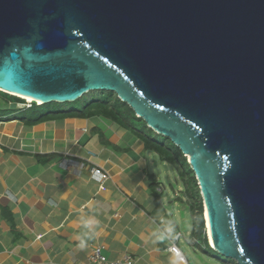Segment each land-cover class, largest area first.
I'll return each instance as SVG.
<instances>
[{
	"label": "water",
	"instance_id": "95a60500",
	"mask_svg": "<svg viewBox=\"0 0 264 264\" xmlns=\"http://www.w3.org/2000/svg\"><path fill=\"white\" fill-rule=\"evenodd\" d=\"M98 90L187 158L208 245L264 264V0H0V92Z\"/></svg>",
	"mask_w": 264,
	"mask_h": 264
},
{
	"label": "crops",
	"instance_id": "0c3cea01",
	"mask_svg": "<svg viewBox=\"0 0 264 264\" xmlns=\"http://www.w3.org/2000/svg\"><path fill=\"white\" fill-rule=\"evenodd\" d=\"M0 102V264H89L95 247L110 260L181 264L171 244L201 251L186 198L166 191L154 168L166 163L135 135L96 116L27 124L17 102ZM90 153L106 180L90 178Z\"/></svg>",
	"mask_w": 264,
	"mask_h": 264
},
{
	"label": "trees",
	"instance_id": "16d2710c",
	"mask_svg": "<svg viewBox=\"0 0 264 264\" xmlns=\"http://www.w3.org/2000/svg\"><path fill=\"white\" fill-rule=\"evenodd\" d=\"M0 97L5 102L24 103L23 99L0 92ZM69 107L59 104L54 107L51 103L35 104L32 102L30 107L19 111L16 115L19 120L27 124L38 123L52 115H66L69 117H98L117 124L121 128L135 135L144 144L146 150L154 152L161 162L171 166L175 171L177 180L183 187V195L186 198V206L191 217V243L201 251H214L208 246L204 220L203 205L200 197L197 181L192 172L187 158L171 141L161 135L156 134L146 126V123L135 116L132 109L124 102H121L113 92L109 91H90L83 94L74 102H66ZM221 258H216L221 260ZM223 263L236 264L233 260H221Z\"/></svg>",
	"mask_w": 264,
	"mask_h": 264
},
{
	"label": "rangeland",
	"instance_id": "374dc122",
	"mask_svg": "<svg viewBox=\"0 0 264 264\" xmlns=\"http://www.w3.org/2000/svg\"><path fill=\"white\" fill-rule=\"evenodd\" d=\"M26 102H28V101H26ZM0 104H1V102H0ZM17 104H20V103L17 102ZM51 104L54 105V107L56 105H59V104H64L65 107H69V105L65 104V103L52 102ZM154 168H155V172L156 171L158 172L157 173L158 174V178L162 181L163 185L165 186L166 191H168L169 193H171V195H173L172 191L170 190V188L172 187L174 189H177L178 191H181V193H183V187H182L181 183L177 180L175 171L172 170L171 166H169V165L167 166V164H165V166H163L161 168H159V166H156ZM157 168H158V170H157ZM166 172H168V175L170 176L169 178L166 177ZM181 246H182V249H183L184 257L191 264H220V263L216 262V260L214 258H220L221 256L217 252L214 251L213 247H210V248L214 252L213 253H209L208 250L194 251L184 241L181 242ZM221 260L224 261L225 258H221ZM224 264H230V263H224Z\"/></svg>",
	"mask_w": 264,
	"mask_h": 264
},
{
	"label": "built area",
	"instance_id": "2783aa9c",
	"mask_svg": "<svg viewBox=\"0 0 264 264\" xmlns=\"http://www.w3.org/2000/svg\"><path fill=\"white\" fill-rule=\"evenodd\" d=\"M17 105L20 108L27 109L30 107V102H26V103L24 102V103H20ZM92 157L93 155L90 153L89 156L86 159H84L85 161L87 160V162L92 164V167L89 169L90 178L97 182L106 180L108 178V174L103 169H101L100 167L96 166L95 164L91 162ZM63 161H66V160L64 159ZM175 239L176 240L178 239V235L175 237ZM167 251L171 253L174 257H176L180 261L181 264H188L185 260L184 255L179 250V248L175 245V243L171 244L167 248ZM89 264H136V262L134 258L129 254H124L119 259L110 260L104 254H102L100 248L95 247L90 255Z\"/></svg>",
	"mask_w": 264,
	"mask_h": 264
},
{
	"label": "bare ground",
	"instance_id": "6f19581e",
	"mask_svg": "<svg viewBox=\"0 0 264 264\" xmlns=\"http://www.w3.org/2000/svg\"><path fill=\"white\" fill-rule=\"evenodd\" d=\"M10 94H12V95H15V96H17L18 98H20V99H24L25 101H28V102H30V101H34L33 99H31L30 97H26V96H21V95H16V94H14V93H10ZM36 103L37 104H41V102H39V101H36ZM205 218H207V214H206V211H205ZM207 225V233H209V227H208V223L206 224ZM209 242H210V245L212 246V242H211V239L209 238ZM213 247V246H212Z\"/></svg>",
	"mask_w": 264,
	"mask_h": 264
},
{
	"label": "clouds",
	"instance_id": "9594fccd",
	"mask_svg": "<svg viewBox=\"0 0 264 264\" xmlns=\"http://www.w3.org/2000/svg\"><path fill=\"white\" fill-rule=\"evenodd\" d=\"M24 100V99H23ZM24 102L26 103V101L24 100ZM33 101H31L30 102V104L32 103ZM35 104H36V102H34ZM88 226V224L86 223L85 224V227H87ZM205 227V226H204ZM205 234H206V230H205ZM77 239H80L79 237H77ZM206 239H207V237H206ZM208 243V242H207ZM80 246L81 247H84L85 246V242H84V240L83 239H80ZM209 247H212V246H210V245H208ZM180 250V249H179Z\"/></svg>",
	"mask_w": 264,
	"mask_h": 264
}]
</instances>
